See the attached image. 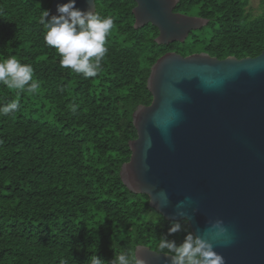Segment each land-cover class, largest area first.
<instances>
[{
  "label": "trees",
  "instance_id": "trees-1",
  "mask_svg": "<svg viewBox=\"0 0 264 264\" xmlns=\"http://www.w3.org/2000/svg\"><path fill=\"white\" fill-rule=\"evenodd\" d=\"M52 2L0 0V60L31 64L40 84L35 95L0 84V104L19 103L0 116V264H90L93 256L110 264L140 245L159 252L161 236L182 243L192 233L188 221L167 220L123 182L138 137L134 112L152 103L151 68L168 52L260 55L264 0L256 16L249 0H179L176 12L208 24L169 45L156 42L153 24L135 28L134 0H96V12L114 26L94 78L62 68L45 44L39 18L43 10L53 15ZM174 222L182 230L169 235Z\"/></svg>",
  "mask_w": 264,
  "mask_h": 264
},
{
  "label": "water",
  "instance_id": "water-1",
  "mask_svg": "<svg viewBox=\"0 0 264 264\" xmlns=\"http://www.w3.org/2000/svg\"><path fill=\"white\" fill-rule=\"evenodd\" d=\"M134 1L135 28L153 24L160 45L183 43L208 24L176 12L179 0ZM68 2L53 0L52 14ZM76 7L87 11L89 0ZM147 86L153 100L134 112L138 137L123 182L148 195L167 220L188 221L224 264H264V51L241 59L168 52L152 66ZM181 209L185 215H176ZM216 220L228 228L230 244L211 229ZM135 253L144 264H171L145 245Z\"/></svg>",
  "mask_w": 264,
  "mask_h": 264
},
{
  "label": "clouds",
  "instance_id": "clouds-1",
  "mask_svg": "<svg viewBox=\"0 0 264 264\" xmlns=\"http://www.w3.org/2000/svg\"><path fill=\"white\" fill-rule=\"evenodd\" d=\"M87 11L76 7V0L57 6L58 15H51L43 10L39 23L44 26L45 44L56 49L60 56V66L71 69L85 78H94L103 71L102 61L107 54L106 41L114 26L111 16L102 17L95 10V0H89ZM50 17V19H49ZM0 84L8 89L26 91L37 94L39 82L34 79V68L29 63H21L15 57L0 60ZM19 109L18 101L0 104V116H9ZM76 106H72V111ZM167 201V198H165ZM184 216L181 209L176 212ZM216 237L223 238L225 245L232 242L228 228L222 220L211 224ZM182 230V225L174 222L169 228V235ZM159 252L171 258V264H224V258L214 249V244L202 236L188 233L184 241L177 244L175 240L161 236L158 242ZM90 264H105L98 256L90 259ZM110 264H144L137 253L122 251L114 257Z\"/></svg>",
  "mask_w": 264,
  "mask_h": 264
},
{
  "label": "rangeland",
  "instance_id": "rangeland-1",
  "mask_svg": "<svg viewBox=\"0 0 264 264\" xmlns=\"http://www.w3.org/2000/svg\"><path fill=\"white\" fill-rule=\"evenodd\" d=\"M249 6H248V10L250 12H252L253 15H258L259 13H261L262 9H261V2L262 0H249Z\"/></svg>",
  "mask_w": 264,
  "mask_h": 264
}]
</instances>
